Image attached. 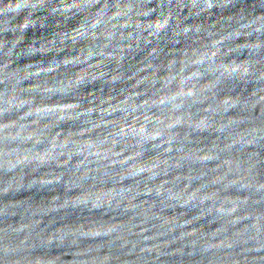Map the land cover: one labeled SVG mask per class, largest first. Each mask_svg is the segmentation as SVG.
I'll return each instance as SVG.
<instances>
[{"label": "clouds", "instance_id": "obj_1", "mask_svg": "<svg viewBox=\"0 0 264 264\" xmlns=\"http://www.w3.org/2000/svg\"><path fill=\"white\" fill-rule=\"evenodd\" d=\"M0 264H264V0H0Z\"/></svg>", "mask_w": 264, "mask_h": 264}]
</instances>
